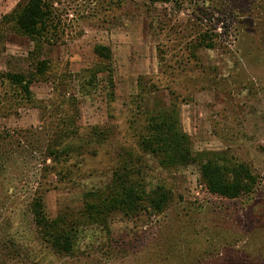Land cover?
Instances as JSON below:
<instances>
[{"label": "rangeland", "instance_id": "1", "mask_svg": "<svg viewBox=\"0 0 264 264\" xmlns=\"http://www.w3.org/2000/svg\"><path fill=\"white\" fill-rule=\"evenodd\" d=\"M26 2L0 0V264H264V0H48L34 39ZM209 162L254 182L212 194Z\"/></svg>", "mask_w": 264, "mask_h": 264}, {"label": "trees", "instance_id": "2", "mask_svg": "<svg viewBox=\"0 0 264 264\" xmlns=\"http://www.w3.org/2000/svg\"><path fill=\"white\" fill-rule=\"evenodd\" d=\"M152 1L155 2L159 0ZM50 9L48 0H27L22 9L18 11L14 17L18 30L24 35L34 39L48 24ZM103 51H106V56H108L109 50L107 48H95V53L99 56H104ZM4 78L9 81L12 87H17L23 97L26 96L30 98L29 82L25 81L21 75L5 74ZM142 146L146 147L144 144ZM149 150L151 149L149 148ZM201 174L207 190L212 194L224 198H235L240 194L247 193L254 182L253 176L248 171H245L243 167L238 166L236 168H230L226 165L221 167L213 162L204 165ZM131 185L129 181L124 180L122 184L116 187L115 196L116 198L122 199L121 201H115V206H119V203L125 206H127L128 202L134 203L135 195L133 196V187ZM104 203L105 201L102 206L107 209L108 205ZM58 226L57 224L47 222L44 228H48V231H46L42 238L56 252L70 253L74 234H71V230Z\"/></svg>", "mask_w": 264, "mask_h": 264}]
</instances>
